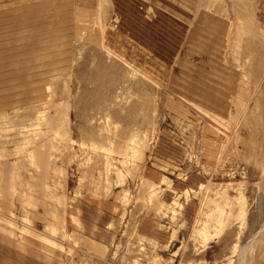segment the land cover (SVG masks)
<instances>
[{
	"label": "rangeland",
	"instance_id": "1",
	"mask_svg": "<svg viewBox=\"0 0 264 264\" xmlns=\"http://www.w3.org/2000/svg\"><path fill=\"white\" fill-rule=\"evenodd\" d=\"M0 264H264V0H0Z\"/></svg>",
	"mask_w": 264,
	"mask_h": 264
}]
</instances>
